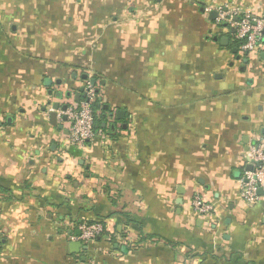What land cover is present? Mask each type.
<instances>
[{
  "label": "crops",
  "instance_id": "1",
  "mask_svg": "<svg viewBox=\"0 0 264 264\" xmlns=\"http://www.w3.org/2000/svg\"><path fill=\"white\" fill-rule=\"evenodd\" d=\"M217 7L264 18V0H0V264H264V196L239 185L264 52L233 53ZM90 80L80 147L63 107Z\"/></svg>",
  "mask_w": 264,
  "mask_h": 264
},
{
  "label": "built area",
  "instance_id": "2",
  "mask_svg": "<svg viewBox=\"0 0 264 264\" xmlns=\"http://www.w3.org/2000/svg\"><path fill=\"white\" fill-rule=\"evenodd\" d=\"M216 14L217 25L225 24L227 29H232L231 35L233 40L238 42L242 55H259L264 52L263 17L238 11H224L222 7H217ZM85 92V99L76 108L66 111L70 121L69 142L80 147L89 142L95 134L94 113L91 107L95 101L94 87L87 83ZM246 167L239 179L240 195L246 204L254 205L260 199V192L264 196V138L257 139L255 144L249 147ZM191 207L200 217L208 216L213 211L212 206L197 193L192 197ZM79 231L78 239L82 242L104 235L101 224L83 225Z\"/></svg>",
  "mask_w": 264,
  "mask_h": 264
},
{
  "label": "water",
  "instance_id": "3",
  "mask_svg": "<svg viewBox=\"0 0 264 264\" xmlns=\"http://www.w3.org/2000/svg\"><path fill=\"white\" fill-rule=\"evenodd\" d=\"M224 11H226V10L224 9ZM210 17H211L212 20H215V18L217 17L216 12H211V13H210ZM235 20H236V19H235ZM223 25H224V24H223ZM230 33L232 34V29H230ZM219 44H220L221 46H223V47H227V45H228V39H226V38H224V37H223V38H220V40H219ZM232 51H233V53H236L237 49H233ZM86 78H87V77L84 76V79H86ZM89 84H90L91 86L95 87L96 82H95V80H90ZM94 93H95V91H94ZM96 93H97V91H96ZM85 97H86V92H85V90H84L83 98L85 99ZM75 102H76V103H79V102H80V97H79V96H76V97H75ZM67 109H68V107H63V112L65 113V112L67 111ZM55 110H57L56 107H55ZM55 112H56V111H55ZM119 115H120V113H119ZM110 116H111V115H110ZM50 117H51V120H52L53 123H54V121H56V113H54V112L51 113ZM62 118H63V120H66V119H67V116H66V115H63ZM262 133L264 134V131H263ZM245 141H246V139H245ZM246 142H247V141H246ZM246 169L249 170L250 167H246ZM260 195H262L261 192H260ZM70 247L75 249L74 252H77V251H79V249H80V247H81V244H80L79 242L71 243V244H70ZM84 249H86V248L83 247V250H84ZM121 251L124 253V252L126 251V248H122Z\"/></svg>",
  "mask_w": 264,
  "mask_h": 264
},
{
  "label": "trees",
  "instance_id": "4",
  "mask_svg": "<svg viewBox=\"0 0 264 264\" xmlns=\"http://www.w3.org/2000/svg\"><path fill=\"white\" fill-rule=\"evenodd\" d=\"M219 26H221V25H219ZM223 27H225V24L224 25H222ZM233 46H234V48H238V42H236V41H233ZM94 91H95V96H96V99H95V101L91 104V107H92V110L94 111V109H95V107H96V105H97V103H98V96H99V91L98 90H96L95 88H94ZM96 91H97V93H96ZM92 224H101L102 225V222L101 221H97V222H93V223H88V224H86V225H92ZM103 226V225H102Z\"/></svg>",
  "mask_w": 264,
  "mask_h": 264
}]
</instances>
